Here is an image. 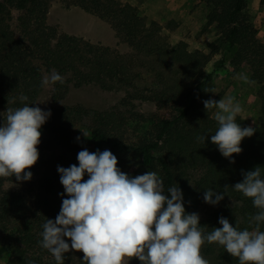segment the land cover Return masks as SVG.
Instances as JSON below:
<instances>
[{"label": "trees", "instance_id": "trees-1", "mask_svg": "<svg viewBox=\"0 0 264 264\" xmlns=\"http://www.w3.org/2000/svg\"><path fill=\"white\" fill-rule=\"evenodd\" d=\"M67 6H78L109 23L116 35L126 42L131 51L121 53L116 48L92 42L83 37L59 31L47 21L52 0H0V110L6 116L9 107H21L18 97H29L32 106L44 89V72L56 71L64 83L53 84L52 102L44 110L51 115L41 126L37 162L26 171L45 167L38 192L33 202L17 188H5L7 180L0 177V241L8 250L5 263L0 264H56L52 255L40 247L42 225L55 219L63 192L57 165L77 164V153L87 148L82 139L77 141L75 127L89 119L91 140L100 141L118 159V167L135 174L155 171L164 181L165 191L179 186L183 191L187 212H197L207 189L224 192L227 196L213 206L207 217H200V228L205 234L219 227L218 217H226L238 230H254L249 219L257 212L250 198L232 190L230 185L242 180L241 170L255 166L264 176V41L245 13L247 0H204L209 10L206 27L215 25L221 39L234 49L231 62L246 67L252 79L261 84V117L257 124L247 123L237 116L241 127L256 129L251 137L242 139V152L232 154L234 163L224 158L216 145L201 135L214 134L217 122L214 109L204 110L202 101L217 100L213 74L205 66L218 51L214 43L211 51H190L185 41L169 44L163 41L162 26L148 22L135 5L120 0H62ZM264 3V0H260ZM17 12V29L12 27ZM169 28V26H168ZM171 28V27H170ZM152 72L158 81L155 87H140L138 69ZM95 83L106 90L124 89L121 100L103 110L88 111L82 106L64 104L71 84L82 86ZM17 98L16 103L10 101ZM151 103L155 111L143 112L132 102ZM130 105L133 106L130 107ZM131 120L146 129L134 142H126L122 128ZM199 175L193 179L192 171ZM87 175L83 179H87ZM190 201V204L187 203ZM248 226H251L249 228ZM264 231V224L261 226ZM67 239V238H66ZM70 243V241H69ZM205 255L213 256V264H239L223 246L205 244ZM82 252L65 254L64 264H82ZM140 264L138 259L131 260Z\"/></svg>", "mask_w": 264, "mask_h": 264}, {"label": "clouds", "instance_id": "clouds-1", "mask_svg": "<svg viewBox=\"0 0 264 264\" xmlns=\"http://www.w3.org/2000/svg\"><path fill=\"white\" fill-rule=\"evenodd\" d=\"M239 78L251 82L246 75ZM56 82L63 84L64 78L53 70L41 84ZM18 100L22 106L7 108L6 116L0 119V177H15L21 182L32 178V172L26 169L38 160L40 129L51 110L29 106L27 95L21 94ZM202 103L205 111L216 109L218 127L210 136H198V141L205 144L208 139L234 163L232 154L242 152V139L251 137L256 129L236 122L242 106L231 95ZM82 133L88 137L87 132ZM76 159L78 165H57L62 202L55 219H47L42 225L40 247L52 255L56 264H64L65 254L70 252H82V264H129L133 259L140 264H209L200 251L205 242L223 246L238 258L239 264H264V176L260 167L241 170L242 180L230 185L250 198L257 209L249 219L254 230H238L220 216V226L205 234L199 214L186 211L182 189L172 186L165 191L164 181L155 171L131 176L118 167V159L109 149L90 152L85 147ZM224 188V192L205 190L203 202L218 205L227 196L229 185Z\"/></svg>", "mask_w": 264, "mask_h": 264}, {"label": "rangeland", "instance_id": "rangeland-1", "mask_svg": "<svg viewBox=\"0 0 264 264\" xmlns=\"http://www.w3.org/2000/svg\"><path fill=\"white\" fill-rule=\"evenodd\" d=\"M135 5L139 14L144 16L148 22L156 21L162 26L161 34L163 41L167 44H176L179 41H185L187 49L190 51L202 50L205 53L211 51L212 43L218 48L213 53L205 66L206 72L213 74V93L217 101L228 95L235 98L242 106V112L238 115L247 123L257 124L261 117V98L260 91L262 86L256 80L252 79L250 71L246 67H236L232 62L234 49H229L227 45L219 39V33L215 25L206 27L208 6L204 0H120ZM245 13L256 29L257 36L264 41V3L260 0H247ZM47 21L55 26L59 31L72 35L83 37L95 43L107 45L116 48L121 53H129L130 46L122 41L111 28L108 22L96 15L85 11L78 6H67L62 0H52ZM12 27L17 29V12L14 11L11 21ZM169 26V28H168ZM171 27V28H170ZM141 76L137 79V85L140 87H155L158 84L155 75L148 72L145 68L138 69ZM51 73L44 72V77ZM246 75L250 83L241 80L240 75ZM53 84L44 86L43 91L38 96L32 106H38L41 109L47 108L52 102ZM264 91V88H263ZM125 95L124 89L106 90L98 84L89 83L82 86L71 84L70 90L63 100L64 104L71 106L79 105L88 111L103 110L118 103ZM139 111H155L151 103L132 101ZM130 107L133 108L132 105ZM216 109H214L213 114ZM2 112L0 110V117ZM89 119H84L82 123L75 127V133L80 139L84 140L90 152L100 149L103 151L107 146L100 141L91 140V124ZM146 125L137 124L135 121L125 125L122 128L123 138L126 142H134L138 136L144 132ZM83 132H87L88 137H83ZM135 169L132 168L128 174L135 176ZM45 171V167L37 168L32 172V178L29 181L13 182L7 180L5 188H17L21 190L33 202L38 192L40 179ZM200 170L192 171L193 179L199 175ZM214 210L212 205L203 204L198 208L200 217H207ZM251 225L250 223H248ZM251 228V226H248ZM203 247V246H202ZM201 247V255L213 264L214 257L205 255ZM9 253L5 245L0 241V262L5 263ZM129 264H133L132 261Z\"/></svg>", "mask_w": 264, "mask_h": 264}]
</instances>
